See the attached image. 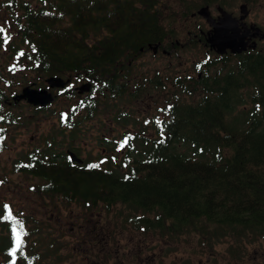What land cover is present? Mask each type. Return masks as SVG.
Masks as SVG:
<instances>
[{"label": "trees", "instance_id": "16d2710c", "mask_svg": "<svg viewBox=\"0 0 264 264\" xmlns=\"http://www.w3.org/2000/svg\"><path fill=\"white\" fill-rule=\"evenodd\" d=\"M176 2L188 18L202 7L216 4L218 10L242 2L253 8L259 0ZM4 3L19 34L13 55L32 58L42 80L74 75L96 84V94L82 102L86 118L96 116L104 102L131 104L135 95L145 96L120 79L117 66L174 38L163 22L173 24L181 14L166 15L164 0ZM217 57L207 62L198 89L175 80L181 89L170 91L162 121L139 119L142 129L128 152L131 158L137 148L135 172L130 166L125 174L88 171V165L65 161L64 153L56 160L40 151L27 171L44 182L42 193L87 209L121 206L127 223L144 233L201 238L210 248L230 239L240 257L244 241L264 240V47ZM40 257L27 256L26 264H37Z\"/></svg>", "mask_w": 264, "mask_h": 264}, {"label": "rangeland", "instance_id": "374dc122", "mask_svg": "<svg viewBox=\"0 0 264 264\" xmlns=\"http://www.w3.org/2000/svg\"><path fill=\"white\" fill-rule=\"evenodd\" d=\"M23 1L31 2L33 6L35 4V0ZM3 2L4 0H0V27H3L6 33L0 34V68L3 70V73H0L1 90L6 84V82H3L4 77H6V81L8 79L4 71L6 59L25 57L13 55L11 51V47L15 44L19 34L15 23L11 21L7 8L2 7ZM164 3L167 9L166 15L171 12L181 13L176 0H164ZM242 4L246 3L235 2L225 9L239 18ZM202 8L195 11V14ZM217 8L218 5L216 4L210 6L211 13L215 18L219 16ZM248 9L250 13L246 23L264 28V0H259V3L253 8L248 6ZM183 14L184 10L178 15L173 24L170 20L163 22L167 31L173 30L176 33L174 38H170V44L175 41L184 44L188 39L187 33L190 30L194 31L196 29L198 34L200 30L209 31L208 23L200 15L196 14L195 17L184 18ZM6 35L10 36L8 43H4ZM262 47H264V42L260 43L259 48ZM208 50L197 44L191 45L180 59L184 65L175 64L171 68V78L174 80L178 77L176 76L177 72L182 73L189 70L192 65L203 59H215L214 54H207ZM153 55V52L148 51L143 57L148 58L145 61H149L150 66L152 64L160 66L163 60L153 61L150 59ZM158 56H163L162 52ZM146 66L144 65V67ZM26 78L30 81L33 79L28 73ZM158 89V81H155L153 105L150 100H146L144 101V107L137 106L139 116L137 115V119L135 118L136 121L144 116L147 117L148 113L149 117L155 116L159 121L164 119L165 115L162 108L170 105L171 93L168 92L164 96ZM17 90H20V88ZM116 105V103L106 104L105 102L100 104L98 114L91 118V123L105 121L107 130H110L111 123L114 124V118H111L110 112L116 108ZM148 106L151 107L149 112L146 111ZM25 110L26 129L22 125L10 127L11 137H14L15 141H11L8 145L10 152L8 147L6 152L3 150V144L0 152L5 154L9 152L18 160L36 149L42 150L45 148L47 142L51 139L50 135L55 134L52 139L57 138L58 147H55L58 148L59 153L66 152L67 148L74 146L80 150L82 155H87L89 159L94 160L96 158L90 150L94 147L93 144L78 145L68 141L64 136L66 128L62 126L55 127L54 121H59V115L61 113L65 115L67 112L65 110L60 113V104H56L52 109L42 112H34L29 108ZM18 113L20 112L18 111ZM81 117L78 118V121ZM91 123L89 128L84 129L88 133L82 134L83 136L80 135L82 138L86 136L82 140L89 142L87 137L91 136V132L95 127L91 126ZM138 125L137 128L134 126L135 131L142 129L141 125ZM149 133L147 131L146 135H149ZM95 146L96 151L94 153L100 154V147L104 146L99 144ZM105 147L108 148V146ZM19 153L21 154L19 155ZM13 162L15 163L16 160ZM3 163L4 161L0 160V168L5 169ZM2 178L0 176V181ZM10 179L12 184L18 180L17 176L13 175ZM24 179L25 186L23 190L19 192L12 189L9 202L12 203L14 211L23 214L25 220H20L17 215H12L13 219L9 224H0V232L2 235L5 230L13 236L12 227L15 225L21 239L24 240L25 258L37 253L41 256L38 258L37 264H264V240L244 241L246 253H243L240 257L241 249L239 250L237 243L230 239L214 242L213 248H210L209 244H201L203 242L201 238L188 241L185 237L171 238L170 236H162L159 232L144 233L136 229L131 223H127L126 215L128 212L121 206L109 210L105 206L87 209L78 203L45 196L41 191L43 183L40 180L29 176H25ZM2 200L3 192H0V201Z\"/></svg>", "mask_w": 264, "mask_h": 264}, {"label": "flooded vegetation", "instance_id": "af4514ba", "mask_svg": "<svg viewBox=\"0 0 264 264\" xmlns=\"http://www.w3.org/2000/svg\"><path fill=\"white\" fill-rule=\"evenodd\" d=\"M2 7H5L4 2L2 3ZM210 30L211 27L209 26V31ZM261 30L262 35L256 40H252L251 42L253 43V41H255L257 43V49L260 46V43L264 42V28H261ZM209 31L205 32L200 30L198 34L196 29L194 31L190 30L187 33L188 39L184 44L178 41L172 42L170 44L169 37L168 40H166L163 44H158L159 49L157 52H155L154 49L149 48L148 51H151L154 54L150 59H152L153 61L157 59L163 60L160 66H156L155 64H152L150 66L149 61H145L148 60V58L143 57L144 55L134 57L127 61L126 64L128 66H124L125 64L122 63L118 64V76L120 77V79H128L129 85L131 86V90L133 92L137 93L138 91L136 90V88L138 87V89L141 88L142 92H145L146 94L143 98H138L135 95L136 99L132 100L131 104H118L119 106L116 105V108H114L110 112L111 118H114V124L111 123L110 130H107L105 126V121L91 123V118H86L85 116H83V111L87 109V106L82 105V102L89 98L91 99L92 96L96 94V84L90 81H84L82 79H79L78 76L74 75L61 77L65 81H69L68 86L65 89H54L51 91L55 98L54 102L51 105L43 108L37 107L29 103L27 99L20 100L18 99V97L23 93V90L26 87H31L37 90L48 89L49 86L47 84V79L50 77L42 80V77L36 73V69L38 67L34 66V64L31 63V61L33 60L32 58L8 56L10 58H7L6 62L4 63V71L8 79L6 81V77H4L3 82H6V84L2 90L0 89V117H2V119H0V151L2 144L3 150L6 152L9 143L11 141H15V138L11 137L10 127H13L15 125H22V127L26 129V115H24V113L26 112V108H29L34 112H42L52 109V107L56 104H60V113L65 110L67 112L65 113V115L62 114L61 116L59 115V117L57 116L59 121H54L55 127L58 128L62 126L66 128L64 136L67 140L71 139V142H74L78 145H87L89 143L93 144L92 146L94 147H92L90 150L96 157L94 160H91V158L89 159L87 155H82L77 147L71 146L70 148L66 149V152H62L64 153L65 161L70 160L72 163L77 164L79 166L100 164V167L98 169H91L88 171L97 170L105 172L109 169H115L120 171V173L125 174V170L128 166H130L131 172H135L137 159V151L135 149L137 148L132 147V149H134V152L131 153V158L128 157V152L129 145L137 143L138 131H135L134 129V126L135 128H137L138 125V121L135 120V118L137 119V115L139 116L137 112V106L141 105L142 107H144V101L146 100H150L151 104L153 105L155 81H158V91H161L164 96H166V94L170 92L171 89L175 91L180 88L181 85L175 83V80L177 78L180 79L184 87L185 83H188L191 87L190 90L198 89L199 87H201L199 83H202L204 81V73L208 69L207 62L210 60L215 61L218 58L217 55H215L216 52L212 51L206 45L207 34L209 33ZM193 44H197L199 46H203L204 48L209 49L207 54H214L213 56L215 57V59H203L199 63H195L194 65H192L189 70H185L182 73L177 72L176 76L178 77L173 80L171 78V68L175 64H179L181 66L184 65V63L182 64L180 59L182 58L183 54L189 50V47H191V45ZM148 51H145V53H147ZM160 52H162L163 56H158ZM144 65L147 66L144 67ZM0 73H3V70L1 68ZM27 73L30 77H33L31 81L30 79L26 78ZM145 81H147L146 85H144ZM84 84L91 85L90 91L89 93L80 94L79 89ZM18 88H20V90H17ZM106 91L108 92L107 88ZM150 109L151 107L148 106V110H145L149 112ZM18 111L20 113H18ZM80 116H82L81 119L83 120L81 122L78 121V118ZM147 117L149 118V113ZM90 123L91 126L95 127L93 132H91V136L87 137L89 138L88 142L82 140L86 137L85 136L84 138H82V136L88 133V131L84 129L89 128ZM153 126L154 124H152V127ZM53 135L55 134L50 135L51 139L47 142L45 148H43L42 150L36 149L18 160L14 158L11 153H9V147V152H7L8 154L0 152V160L4 161L3 166L5 168H0V176L3 177L0 181V192H3V200L0 201V224L5 225L11 222V219L4 220V216L8 215L9 211H11V214L13 216L17 215L20 220H25V217L21 212H16L13 210L12 203L9 201L11 198L12 189L18 190L19 192L23 190L25 186V176H29L41 181L38 176L27 171V168L30 166V163L33 161V159H35L34 157L37 156L40 151H43L46 158L57 157L56 160L62 159L58 157L59 154L62 153H59V150L57 148V138L52 139ZM129 136L131 137V139L129 140L128 144L121 148V142L124 140L125 137ZM97 144H99L100 146H104L100 147V154L94 153L96 151L95 145ZM105 146H108V148ZM70 152L76 154L80 159H82L83 164H79L77 162L72 161L69 155ZM20 154L21 153H19V155ZM81 156H83L84 158H82ZM14 160H16L15 163L13 162ZM101 161L104 162L101 163ZM102 164L105 165L102 166ZM12 165L13 168L11 169ZM12 175L17 176L18 178V180L14 181L13 184L11 183L10 179ZM41 182L43 183L42 187H44V182ZM48 197L58 198L57 196ZM5 205H7L8 208H5ZM12 246L13 236H11L10 233H7L5 230L2 235L0 232V264H11V257L8 255V252ZM17 264H26L24 240H22V247L18 252Z\"/></svg>", "mask_w": 264, "mask_h": 264}, {"label": "water", "instance_id": "95a60500", "mask_svg": "<svg viewBox=\"0 0 264 264\" xmlns=\"http://www.w3.org/2000/svg\"><path fill=\"white\" fill-rule=\"evenodd\" d=\"M241 16L235 17L232 13L223 8L218 9L219 16L214 18L210 7H203L198 14L203 17L211 30L207 34L206 45L215 51L217 55L224 56L228 53L233 55H241L249 50H256V40L262 35V30L255 24L248 25L246 23L249 17V9L247 4L240 6ZM155 52L158 51L159 45L150 46ZM143 51V50H142ZM48 89L37 90L31 87H26L18 99H27L29 103L37 107H46L51 105L55 98L52 94L54 89H65L69 81H65L61 77H50L47 79ZM91 88L90 84H84L80 87V94L89 93ZM72 161L83 164V160L76 154L69 153Z\"/></svg>", "mask_w": 264, "mask_h": 264}, {"label": "snow or ice", "instance_id": "6c2138e0", "mask_svg": "<svg viewBox=\"0 0 264 264\" xmlns=\"http://www.w3.org/2000/svg\"><path fill=\"white\" fill-rule=\"evenodd\" d=\"M6 30L3 27H0V34H5ZM10 39V36H5L4 39V43H8ZM21 55H23V53H21ZM0 119H2V117H0ZM131 139V137H125L124 140L121 142L120 147L123 148L124 146H126L129 142V140ZM104 161H101V163H103ZM89 169H95V168H99L100 164H90L88 165ZM5 208H8L7 205H5ZM13 219L11 211H9L8 215L4 216V220H10ZM12 234H13V246L10 248L8 255L11 257V264H17V256H18V252L20 251L21 247H22V240L20 237V234L17 232V228L14 225L12 227Z\"/></svg>", "mask_w": 264, "mask_h": 264}]
</instances>
